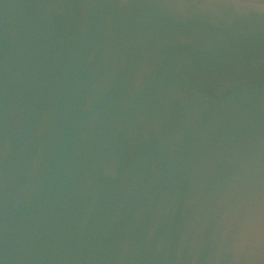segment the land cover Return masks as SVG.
Returning <instances> with one entry per match:
<instances>
[{"label": "water", "instance_id": "obj_1", "mask_svg": "<svg viewBox=\"0 0 264 264\" xmlns=\"http://www.w3.org/2000/svg\"><path fill=\"white\" fill-rule=\"evenodd\" d=\"M0 264H264V0H0Z\"/></svg>", "mask_w": 264, "mask_h": 264}]
</instances>
